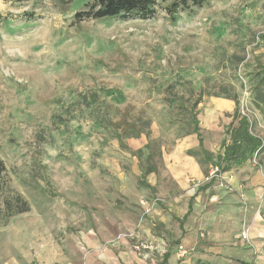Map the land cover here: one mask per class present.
<instances>
[{
  "label": "rangeland",
  "instance_id": "obj_1",
  "mask_svg": "<svg viewBox=\"0 0 264 264\" xmlns=\"http://www.w3.org/2000/svg\"><path fill=\"white\" fill-rule=\"evenodd\" d=\"M174 1L159 2L150 20L78 23L94 0H0V264H95L122 239L133 251L146 242L133 238L148 220L160 256L178 258L183 246L181 260L193 257L198 242L180 244L173 226L163 230L151 216L168 213L170 201L180 209L186 189L212 181L220 146L242 117L263 147L213 186L238 198L251 264H264V241L257 248L250 233L253 221H264V183L254 199L248 186L254 173L264 179L256 105L264 0L189 2L172 20ZM198 100L212 160L194 134ZM188 157L205 178L185 177L181 189L171 170ZM16 195L29 212L6 221L5 203Z\"/></svg>",
  "mask_w": 264,
  "mask_h": 264
},
{
  "label": "crops",
  "instance_id": "obj_2",
  "mask_svg": "<svg viewBox=\"0 0 264 264\" xmlns=\"http://www.w3.org/2000/svg\"><path fill=\"white\" fill-rule=\"evenodd\" d=\"M175 169L171 170L173 173L172 177H177V183L181 189H185L186 187L185 177H191L198 182L203 181L205 178L203 170H201L197 161L192 157H188L187 160L178 163ZM151 174L149 173V175ZM263 183L264 179L261 172L254 173L253 176L248 177V186L253 190V194L250 196L252 199L261 193L259 191L261 189L258 186H261ZM213 184H205L198 190L189 193L186 189L185 198L180 200V209L178 205H174V202L170 201L168 213H161L160 210L156 209L151 216V221L153 220L163 230H167V227L173 226V234L180 244L184 243L186 246L192 247L198 242L197 254L193 257L181 260L175 256V252L160 256V249L156 251H133L128 245L126 246L122 243V241H125L129 244L128 240L122 239L108 253L106 252L104 255H101V259L96 263L199 264L201 262L205 264H251L255 250L246 246L245 241L240 236L242 229L240 202L235 195H229L224 190L214 187ZM146 222L147 226L142 238L138 239L136 236L133 238L137 243L141 240L157 241L152 236L148 224L150 220ZM250 233L251 239L257 245V248H262L264 221H253ZM201 236L203 238L206 236V239L201 240ZM93 239L89 236L87 240L95 246ZM90 257L93 260V254ZM65 264L71 263L67 262Z\"/></svg>",
  "mask_w": 264,
  "mask_h": 264
},
{
  "label": "trees",
  "instance_id": "obj_3",
  "mask_svg": "<svg viewBox=\"0 0 264 264\" xmlns=\"http://www.w3.org/2000/svg\"><path fill=\"white\" fill-rule=\"evenodd\" d=\"M166 0H94L93 4L87 5V10L78 12L75 19L78 23L84 20H104L109 18L123 17L130 18L136 16L142 20H150L156 14L155 7L159 2ZM189 2L193 6L201 7L206 0H175L167 9V12L174 20V15L180 8L188 6ZM256 105L264 116V68L259 72L257 83ZM200 101H196L192 107V119L194 123V134L197 135L201 152L206 160H212L213 154L204 149V142L199 133L196 106ZM252 124L248 118L242 117L238 127L229 132L230 143L224 140L220 146L216 157V167L219 173H226L234 168L245 166L253 156L263 147V141L250 131ZM4 164L0 161V174L5 172ZM216 179H212V185ZM28 203L19 195L8 199L4 207V220L8 221L14 216L29 212ZM1 223V222H0Z\"/></svg>",
  "mask_w": 264,
  "mask_h": 264
},
{
  "label": "built area",
  "instance_id": "obj_4",
  "mask_svg": "<svg viewBox=\"0 0 264 264\" xmlns=\"http://www.w3.org/2000/svg\"><path fill=\"white\" fill-rule=\"evenodd\" d=\"M217 172L215 173V176L213 177V179H216V177H218L221 173H219V170L217 168L216 170ZM244 239H248V237L246 235L243 236ZM134 249L136 251L142 252V251H156L158 249H160V246L153 241H146V242H142V243H138L134 246ZM189 254V251L187 248L180 246L179 247V251H178V258L182 259L185 256H187Z\"/></svg>",
  "mask_w": 264,
  "mask_h": 264
}]
</instances>
